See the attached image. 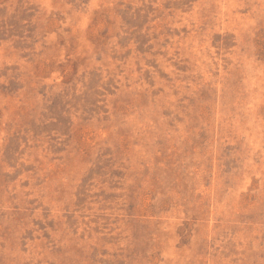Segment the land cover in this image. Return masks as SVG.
Segmentation results:
<instances>
[{
	"label": "rangeland",
	"instance_id": "1",
	"mask_svg": "<svg viewBox=\"0 0 264 264\" xmlns=\"http://www.w3.org/2000/svg\"><path fill=\"white\" fill-rule=\"evenodd\" d=\"M0 264H264V0H0Z\"/></svg>",
	"mask_w": 264,
	"mask_h": 264
}]
</instances>
